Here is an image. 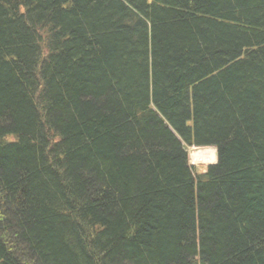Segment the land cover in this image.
Here are the masks:
<instances>
[{
    "label": "trees",
    "instance_id": "obj_1",
    "mask_svg": "<svg viewBox=\"0 0 264 264\" xmlns=\"http://www.w3.org/2000/svg\"><path fill=\"white\" fill-rule=\"evenodd\" d=\"M0 264H264V0H0Z\"/></svg>",
    "mask_w": 264,
    "mask_h": 264
},
{
    "label": "rangeland",
    "instance_id": "obj_2",
    "mask_svg": "<svg viewBox=\"0 0 264 264\" xmlns=\"http://www.w3.org/2000/svg\"><path fill=\"white\" fill-rule=\"evenodd\" d=\"M186 151L188 152V159H189V164L192 166V171L194 172V175H197L198 173H203L205 170H206V167L208 165H211V164H214L216 162V154L214 153V156L213 154H211V152L207 155L209 156L208 157V160L206 161H200V158L199 159V156L195 157L193 156L194 155V152L197 151L198 149H209V150H214L215 152V149L214 147L212 146H195V145H184Z\"/></svg>",
    "mask_w": 264,
    "mask_h": 264
},
{
    "label": "bare ground",
    "instance_id": "obj_3",
    "mask_svg": "<svg viewBox=\"0 0 264 264\" xmlns=\"http://www.w3.org/2000/svg\"><path fill=\"white\" fill-rule=\"evenodd\" d=\"M211 152V154H213V156H214V150H209V149H198L197 151H195L194 152V155L193 156H195V157H197V156H199V159L200 158H202V159H200V161H206V160H208V157L209 156H207L209 153ZM215 157V156H214ZM198 158V157H197ZM210 158V157H209Z\"/></svg>",
    "mask_w": 264,
    "mask_h": 264
}]
</instances>
